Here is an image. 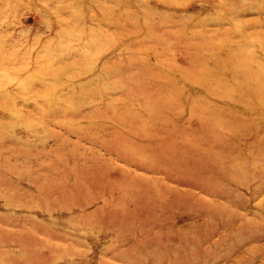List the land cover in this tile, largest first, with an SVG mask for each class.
<instances>
[{
    "label": "rangeland",
    "instance_id": "rangeland-1",
    "mask_svg": "<svg viewBox=\"0 0 264 264\" xmlns=\"http://www.w3.org/2000/svg\"><path fill=\"white\" fill-rule=\"evenodd\" d=\"M243 1L220 23V0H0V264H264Z\"/></svg>",
    "mask_w": 264,
    "mask_h": 264
},
{
    "label": "bare ground",
    "instance_id": "bare-ground-1",
    "mask_svg": "<svg viewBox=\"0 0 264 264\" xmlns=\"http://www.w3.org/2000/svg\"><path fill=\"white\" fill-rule=\"evenodd\" d=\"M215 0H213L214 2ZM205 3V1H202ZM220 6H221V15L219 14L218 17L216 18V20H218L220 23H222L224 21V19L222 17H226L225 19L229 18H235L238 17L243 11H245L246 9H242V7L245 5L243 0H220ZM254 5V3H253ZM209 6H214L213 3H210ZM260 12L263 11L261 9H258ZM236 30H240L241 26L239 24H233ZM255 45H257V47H263L264 44L260 41L259 43H255ZM262 45V46H261ZM244 49H240L239 50V54H242L241 56L244 57L246 56L244 53ZM233 55V54H232ZM235 58H237L238 56H233ZM231 58L230 61H228V63L224 64L223 66L219 67V71L227 74V73H231L232 74V78L236 79L237 77L240 76H246V79L248 80L249 83H252V86H254L255 82V78H260L263 77V72L261 70L258 71H254L253 69V65H251V63L248 61V59H251L253 61L254 59V55L252 56V58L247 57V60H240L238 61L235 58ZM56 76V75H55ZM255 76V78H254ZM43 82H50V78L48 79L47 77H42ZM54 78V77H53ZM56 78V77H55ZM54 79L51 80V82Z\"/></svg>",
    "mask_w": 264,
    "mask_h": 264
}]
</instances>
